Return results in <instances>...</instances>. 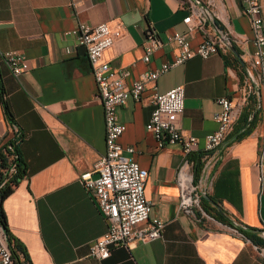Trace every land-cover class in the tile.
<instances>
[{
  "label": "crops",
  "instance_id": "obj_1",
  "mask_svg": "<svg viewBox=\"0 0 264 264\" xmlns=\"http://www.w3.org/2000/svg\"><path fill=\"white\" fill-rule=\"evenodd\" d=\"M259 3L264 23V0ZM191 9L217 37V52L192 56L145 81L139 101L129 98L116 109L124 126L118 142L133 148L124 155L147 172L148 218L164 223L161 234L94 259L88 245L106 225L78 175L104 150L103 114L86 55L69 31L79 22L119 29L102 58L115 72H127L129 85L177 52L168 36L184 32L181 19ZM146 30L162 46L144 62ZM226 31L248 41L231 43ZM188 37L191 48L200 39L197 32ZM250 37L239 0H0V51L19 52L27 66L15 78L0 58V148L15 139L26 169L1 203L10 248L15 242L22 250H14V264H264V244L252 241L264 243V170L259 181L256 166L264 144V91L250 63ZM176 85L184 91L179 135L197 142L188 154L178 144L156 146L144 127L153 95ZM221 96L232 100L235 117L225 138L205 153ZM183 162L198 204L190 212L178 207L176 173Z\"/></svg>",
  "mask_w": 264,
  "mask_h": 264
},
{
  "label": "built area",
  "instance_id": "obj_2",
  "mask_svg": "<svg viewBox=\"0 0 264 264\" xmlns=\"http://www.w3.org/2000/svg\"><path fill=\"white\" fill-rule=\"evenodd\" d=\"M241 12L249 22L252 50L250 63L257 70L256 77L264 91V23L259 0H239ZM181 22L184 32L173 31L168 41L173 42L177 52L172 58L153 70L143 71L140 76L126 85L123 81L127 72H115L109 63L102 58L104 50L109 48L119 29L110 28L107 23L94 25L83 22L69 32L75 36L76 45L81 47L89 63L90 73L95 83V97L101 104L104 127V150L92 168L79 173L78 180L88 192L96 209L105 222V231L88 245V255L102 260L108 257L111 249L127 247L133 241L151 240L160 236L164 223L158 218H148L150 203L144 197V181L147 172L124 153H133L131 146L122 147L118 137L124 126L116 116L118 106L127 99L140 100L145 81H153L169 68L182 64L192 56L202 59L216 53L220 47L217 37L205 26L198 13L191 9ZM199 34V41L191 48L189 35ZM231 43L244 44L248 39L240 40L230 32H223ZM162 42L150 30L144 36V54L146 62L148 55L160 48ZM0 58L8 67L10 73L17 78L27 66L22 54L14 50L0 51ZM184 91L181 85H176L164 92L155 93L152 97L153 108L144 127L151 133L156 146L178 144L183 154L196 150V138L179 135V118L183 112ZM218 109L212 113L216 123L214 131L204 136V152H209L220 144L230 130L235 117L234 105L228 96L215 100ZM258 180H262L264 170V144L261 145L257 158ZM187 162H183L176 173V183L179 189L178 207L190 212L192 206H197V197L191 184V176L186 173ZM140 224L144 227L138 228ZM264 236V230L261 231ZM0 264H14L10 245L5 241L0 227Z\"/></svg>",
  "mask_w": 264,
  "mask_h": 264
},
{
  "label": "trees",
  "instance_id": "obj_3",
  "mask_svg": "<svg viewBox=\"0 0 264 264\" xmlns=\"http://www.w3.org/2000/svg\"><path fill=\"white\" fill-rule=\"evenodd\" d=\"M252 101L253 99L252 97H250L248 99V104L241 108L240 113L238 115V118H240V120H242L246 112L249 111ZM6 114H8V112H6ZM9 156H11V158H9ZM10 164L13 165L12 170L8 173H5V171L7 170ZM25 171H26L25 165L17 153V150L15 148V139H13L12 141L8 142L7 145H4L2 149L0 148V224L3 225L4 227L6 224H5V218H4L2 209H1L2 200L11 191L12 187L17 184L19 179L23 177V175L25 174ZM247 236L250 239H252L251 236L249 235ZM8 239H9V234H8ZM252 241H254L255 243H260V245L264 244L263 242H260L257 238L255 239L253 238ZM9 243H10V239H9ZM15 249H19L18 251L22 252L19 246L15 242H13L12 247L10 248L12 257H13Z\"/></svg>",
  "mask_w": 264,
  "mask_h": 264
},
{
  "label": "water",
  "instance_id": "obj_4",
  "mask_svg": "<svg viewBox=\"0 0 264 264\" xmlns=\"http://www.w3.org/2000/svg\"><path fill=\"white\" fill-rule=\"evenodd\" d=\"M213 25H215V23H213ZM222 40L225 42L224 39H222ZM227 45L230 47V43L227 42ZM230 49H231L233 52H235L233 47H230ZM12 167H13V165L10 164V165L8 166L7 170L5 171V173L10 172L11 169H12ZM204 198H205L206 200H209V201H210L215 207H218L217 204H216L215 202H212V201H211L209 198H207L206 196H204ZM0 227H1L2 235H3L4 239H5V241L7 242V244L9 245V239H8V234H7L6 228H5L3 225H1V224H0ZM240 228H241L242 230L247 229L246 227H244V226H242V225H240ZM263 247H264V246H263Z\"/></svg>",
  "mask_w": 264,
  "mask_h": 264
}]
</instances>
